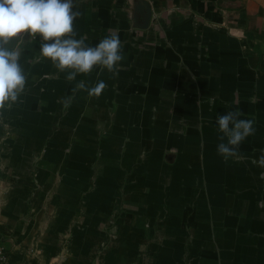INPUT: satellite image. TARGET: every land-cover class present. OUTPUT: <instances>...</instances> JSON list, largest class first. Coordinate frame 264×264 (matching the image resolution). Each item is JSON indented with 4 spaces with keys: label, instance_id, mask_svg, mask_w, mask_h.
Wrapping results in <instances>:
<instances>
[{
    "label": "crops",
    "instance_id": "crops-1",
    "mask_svg": "<svg viewBox=\"0 0 264 264\" xmlns=\"http://www.w3.org/2000/svg\"><path fill=\"white\" fill-rule=\"evenodd\" d=\"M73 3L75 38L116 33L123 59L68 81L39 34L6 45L26 84L0 110V264H264V0ZM229 111L256 131L225 161Z\"/></svg>",
    "mask_w": 264,
    "mask_h": 264
},
{
    "label": "clouds",
    "instance_id": "clouds-1",
    "mask_svg": "<svg viewBox=\"0 0 264 264\" xmlns=\"http://www.w3.org/2000/svg\"><path fill=\"white\" fill-rule=\"evenodd\" d=\"M73 0H0V110L6 103H15L25 89L26 76L20 64V53L6 45L21 33L42 38L40 54L49 58L60 72L67 71L66 79L72 81L77 74L91 73L94 66L107 68L115 73L117 64L123 59L121 41L116 33H110L98 45L88 46L84 38L76 39L73 22L81 13L74 10ZM88 91L89 96L99 97L105 89L103 80L86 89L83 82L76 86ZM76 89H73L75 92ZM70 106L66 99L64 107ZM241 111H229L218 115V128L227 137V143H220L217 152L225 161L237 155L239 145L255 134L253 119H240ZM258 163L264 168V150ZM264 179V172L260 174Z\"/></svg>",
    "mask_w": 264,
    "mask_h": 264
},
{
    "label": "built area",
    "instance_id": "built-area-1",
    "mask_svg": "<svg viewBox=\"0 0 264 264\" xmlns=\"http://www.w3.org/2000/svg\"><path fill=\"white\" fill-rule=\"evenodd\" d=\"M3 257V252H2V249L0 248V258Z\"/></svg>",
    "mask_w": 264,
    "mask_h": 264
}]
</instances>
